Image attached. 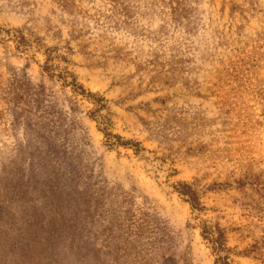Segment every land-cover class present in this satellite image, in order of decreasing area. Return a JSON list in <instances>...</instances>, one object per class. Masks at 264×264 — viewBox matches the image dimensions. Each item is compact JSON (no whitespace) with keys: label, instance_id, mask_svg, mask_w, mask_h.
<instances>
[{"label":"rangeland","instance_id":"1","mask_svg":"<svg viewBox=\"0 0 264 264\" xmlns=\"http://www.w3.org/2000/svg\"><path fill=\"white\" fill-rule=\"evenodd\" d=\"M0 27L65 54L144 148L0 41V264H214L202 220L264 264V0H0Z\"/></svg>","mask_w":264,"mask_h":264},{"label":"trees","instance_id":"2","mask_svg":"<svg viewBox=\"0 0 264 264\" xmlns=\"http://www.w3.org/2000/svg\"><path fill=\"white\" fill-rule=\"evenodd\" d=\"M0 41L7 37L8 41L15 42V48L20 52L33 49V52L39 53L45 57L42 70L48 75L56 76L62 79L64 85L70 86L72 90L78 94L92 99L94 110L92 117L98 121V129L103 133L106 145L109 147H130L134 153H140L144 148L139 142L124 140L120 135L112 130V121L110 115L111 110L107 105L106 99L86 92L83 85L78 82L76 73L70 69V59L65 54H59L56 48L46 47L40 38L30 33H25L19 28H2L0 27ZM177 192L185 196L191 207L197 211L203 209V205L198 194L186 183H178ZM200 235L204 242L208 245L211 253L214 255V264H232V249L227 244V237L224 228L218 223H211L208 220H202L200 223Z\"/></svg>","mask_w":264,"mask_h":264}]
</instances>
